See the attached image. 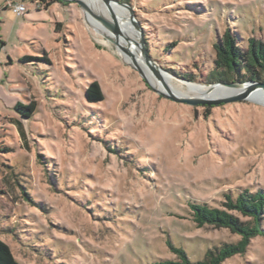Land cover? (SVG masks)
Masks as SVG:
<instances>
[{"label": "rangeland", "instance_id": "1", "mask_svg": "<svg viewBox=\"0 0 264 264\" xmlns=\"http://www.w3.org/2000/svg\"><path fill=\"white\" fill-rule=\"evenodd\" d=\"M54 1L0 0V239L17 261H178L170 241L199 262L240 241L228 229L197 228L191 204L221 207L226 195L264 190V103L165 99L78 4ZM16 4L28 12L16 15ZM128 4L152 60L180 90L186 76L212 85L213 45L226 31L242 49L264 42V0ZM94 81L106 99L91 104ZM32 102L24 119L15 107ZM223 264H264V237Z\"/></svg>", "mask_w": 264, "mask_h": 264}, {"label": "trees", "instance_id": "2", "mask_svg": "<svg viewBox=\"0 0 264 264\" xmlns=\"http://www.w3.org/2000/svg\"><path fill=\"white\" fill-rule=\"evenodd\" d=\"M128 3V0H120ZM46 6L52 3L41 0ZM54 2H59L58 0ZM38 7V3H36ZM38 9V8H37ZM41 10V9H38ZM0 44H4L0 41ZM148 48V47H147ZM149 50V48H148ZM215 59L213 71L210 73V84L215 83H264V42L253 38L248 40L246 49H242L236 37L231 31H226L220 41L213 45ZM42 60L50 61L48 58ZM22 61H33V58L24 57ZM183 79L192 83L191 76ZM195 84V83H194ZM201 85V84H200ZM106 95L98 81H94L86 89V100L91 103L105 101ZM15 110L24 119H30L36 111V103L29 105L19 103ZM25 111V112H24ZM21 138L26 142V132L20 121L15 122ZM29 199V194L24 193ZM193 220L197 228L213 227L215 229H228L233 234L241 237L235 244H225L213 250H209L204 260L192 262L187 253L167 241V246L174 253L178 261H164L155 264H223L228 259L245 255L251 241L257 237H264V190L250 192L245 190L235 198L231 195L225 196V202L221 207H213L209 204H191ZM0 264H20L14 257L10 246L0 239Z\"/></svg>", "mask_w": 264, "mask_h": 264}, {"label": "water", "instance_id": "3", "mask_svg": "<svg viewBox=\"0 0 264 264\" xmlns=\"http://www.w3.org/2000/svg\"><path fill=\"white\" fill-rule=\"evenodd\" d=\"M66 2H74L78 4L85 12L95 19L108 33L103 36L119 51L131 64V66L139 73L141 78L154 90L155 93L165 99L175 103L186 104L189 106H220L222 104L238 103L243 101H255L257 95L264 94V83L261 82H246V83H215L210 86H223L229 89L238 90L237 93L223 97H185L177 94L165 81V74L162 69L157 67L155 62L149 55L146 42L144 39L142 28L136 19L133 8L128 3H123L120 0H101L103 3L106 15L95 14L89 6L82 0H65ZM118 12V13H116ZM119 14L125 20L128 30L137 37V41L128 40L125 36V31L121 25ZM127 43V46L125 45ZM135 47L139 51V58L130 51L129 48ZM142 64V65H141ZM144 66V67H143ZM148 71L154 79L161 84V89L155 88L149 81ZM167 75V74H166Z\"/></svg>", "mask_w": 264, "mask_h": 264}, {"label": "bare ground", "instance_id": "4", "mask_svg": "<svg viewBox=\"0 0 264 264\" xmlns=\"http://www.w3.org/2000/svg\"><path fill=\"white\" fill-rule=\"evenodd\" d=\"M84 1L89 8L98 15H106V10L105 7L103 5V3L101 2V0H82ZM118 13V12H116ZM119 16L120 22L121 23H126L125 20H121L122 17L117 14ZM87 22L90 23L92 26L96 27L98 30H100L102 33L109 35V33L95 20L93 19L89 14L86 16ZM125 32V36L127 37V39L130 41H137V37L131 33L129 30H124ZM125 45L127 46V43H125ZM129 48V47H128ZM131 52H133L137 58H139V51L135 49V47H131L129 48ZM142 65V64H141ZM144 67V66H143ZM147 72V76L149 81L151 82V84L157 88V89H161V84L160 82H158L156 79L153 78V76L148 72ZM165 77V81L169 84V86L173 89L174 92H176L177 94L181 95V96H185V97H210V98H216V97H223V96H227V95H231L234 93H237L238 90H234V89H229L223 86H217V87H212V86H208V87H203V86H199L197 84L194 83H190V82H182V84L184 85V90H180L179 88H177L174 84H173V77H169L168 75H164ZM256 101L259 102H263L264 103V94H260L256 96Z\"/></svg>", "mask_w": 264, "mask_h": 264}, {"label": "built area", "instance_id": "5", "mask_svg": "<svg viewBox=\"0 0 264 264\" xmlns=\"http://www.w3.org/2000/svg\"><path fill=\"white\" fill-rule=\"evenodd\" d=\"M12 10L14 11V13L18 16H24V14L26 12H28L27 6L24 4H16V5H12Z\"/></svg>", "mask_w": 264, "mask_h": 264}]
</instances>
